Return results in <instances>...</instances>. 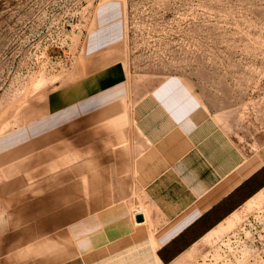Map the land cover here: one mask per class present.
Segmentation results:
<instances>
[{
	"label": "crops",
	"instance_id": "0c3cea01",
	"mask_svg": "<svg viewBox=\"0 0 264 264\" xmlns=\"http://www.w3.org/2000/svg\"><path fill=\"white\" fill-rule=\"evenodd\" d=\"M96 15L88 73L0 134L14 183L29 185L12 193L19 224L30 227L21 231L64 240L72 256L61 264H175L264 190L241 203L264 182V136L239 107L214 108L179 76L129 79L109 61L122 10L111 2Z\"/></svg>",
	"mask_w": 264,
	"mask_h": 264
},
{
	"label": "rangeland",
	"instance_id": "374dc122",
	"mask_svg": "<svg viewBox=\"0 0 264 264\" xmlns=\"http://www.w3.org/2000/svg\"><path fill=\"white\" fill-rule=\"evenodd\" d=\"M111 2L123 39L109 61L129 79L179 76L214 108L239 107L264 136V0H0V134L88 73L86 38ZM13 159L0 149V264H61L72 256L64 240L21 231L30 227L19 224L12 193L29 185L14 183ZM175 264H264V190Z\"/></svg>",
	"mask_w": 264,
	"mask_h": 264
},
{
	"label": "trees",
	"instance_id": "16d2710c",
	"mask_svg": "<svg viewBox=\"0 0 264 264\" xmlns=\"http://www.w3.org/2000/svg\"><path fill=\"white\" fill-rule=\"evenodd\" d=\"M263 170H264V168L261 169L258 173H262ZM247 183H253V177L250 178V180H248ZM243 186H244V185H243ZM243 186H242V187H243ZM246 186H247V184H246L243 188H245ZM263 186H264V182H260L259 184H256L255 186L253 185V187H252V188L246 193V195L244 196V198H243V200H242L241 203H243L244 201H246L249 197H251L254 193H256L258 190H260ZM229 213H230V212H229ZM221 219H222V218H221ZM218 221H220V219H219ZM218 221L215 222V223H213V224L210 225L209 227H207L206 230L203 231V232H201L199 235H197V236H195V237H192V238L189 240L188 244H186L185 246H183V248L181 249V251H183L184 249H186V248H187L188 246H190L194 241H196L198 238H200V237H201L206 231H208V230L211 229L216 223H218Z\"/></svg>",
	"mask_w": 264,
	"mask_h": 264
},
{
	"label": "water",
	"instance_id": "95a60500",
	"mask_svg": "<svg viewBox=\"0 0 264 264\" xmlns=\"http://www.w3.org/2000/svg\"><path fill=\"white\" fill-rule=\"evenodd\" d=\"M141 220H142V217H141V216H137V217H136V221H137V222H140Z\"/></svg>",
	"mask_w": 264,
	"mask_h": 264
},
{
	"label": "built area",
	"instance_id": "2783aa9c",
	"mask_svg": "<svg viewBox=\"0 0 264 264\" xmlns=\"http://www.w3.org/2000/svg\"><path fill=\"white\" fill-rule=\"evenodd\" d=\"M100 1H103V0H100Z\"/></svg>",
	"mask_w": 264,
	"mask_h": 264
}]
</instances>
